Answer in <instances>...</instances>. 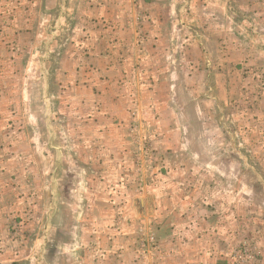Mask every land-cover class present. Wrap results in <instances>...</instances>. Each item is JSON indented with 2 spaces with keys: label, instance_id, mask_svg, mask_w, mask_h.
<instances>
[{
  "label": "rangeland",
  "instance_id": "1",
  "mask_svg": "<svg viewBox=\"0 0 264 264\" xmlns=\"http://www.w3.org/2000/svg\"><path fill=\"white\" fill-rule=\"evenodd\" d=\"M41 9L40 0H0V168L7 157L26 154L31 164L30 176L18 187L24 193L16 195L13 205L21 209L11 214L10 230L32 258L13 264H165L173 251L161 242L156 211L164 207L159 199L171 192L165 185L172 177L179 180L176 197L193 202L191 189L198 183L206 188L196 204L207 215L205 233L214 240L217 264H259L257 240L264 238V0H58L56 9L47 10L52 14L45 43L33 46L36 36L23 32L37 25L35 14ZM216 13L221 18L211 21ZM122 23L137 29L143 64L121 73L108 66L105 56L82 59L84 51L72 49L71 43L86 38L77 32L86 29L95 47L113 54L114 34L106 30ZM165 23L176 29L167 51L170 41L150 33ZM183 26L188 28L181 33ZM153 68L161 81L149 106L168 111L155 115L159 125L147 130L139 107L151 98L143 93L152 89L148 75ZM87 75L96 104L115 100L129 108L120 122H129L128 137L136 147L130 159L135 162L122 160L129 175L111 184L100 177L101 148L69 131L66 98L84 93L77 79ZM11 88L19 98L9 96ZM115 118L104 119L120 123ZM15 137L22 143L12 148L9 140ZM183 170L196 172L195 177L201 172V179L181 181ZM3 194L10 192L6 188ZM100 204L112 206V228L93 225L92 220L103 217L95 209ZM246 215L251 220H244ZM236 220L240 224L233 227ZM106 234L108 241L101 242ZM114 236L127 240L115 243Z\"/></svg>",
  "mask_w": 264,
  "mask_h": 264
},
{
  "label": "crops",
  "instance_id": "2",
  "mask_svg": "<svg viewBox=\"0 0 264 264\" xmlns=\"http://www.w3.org/2000/svg\"><path fill=\"white\" fill-rule=\"evenodd\" d=\"M40 1L42 4V9L39 10L37 14H35V18L36 20H38L37 25L27 28L25 27L27 30L25 29V31L23 32V34L27 33L28 36H36V39L32 44L33 46L35 44L45 43V39L48 36L47 17L51 16L52 14L50 12L48 13L47 10L56 9V6L58 4V0ZM220 18L221 16L216 13L213 17H211V21H216ZM202 19L204 20L205 18L201 16V20ZM165 24L167 25H165L164 27H159L157 25V27L154 26L150 30V33L152 37L161 35L162 37H165V39L170 41L169 44L165 46V50L167 51L170 46L173 45V38L175 36L176 29L174 25H171L170 23ZM187 28L188 27L183 26L180 32L183 33V31ZM106 31L114 34L111 37V51L113 52V54L105 53V51H107V48L105 49L103 46L95 47V44L92 43L93 40L90 41L88 39L89 31L86 29H81L77 32V34H84L86 38L83 39L81 43H78L77 40L74 43H71L72 49L76 50L77 48H79L77 51L83 50L84 54L82 56V59L86 54L101 55L103 58L105 56V60L108 61V66L110 65L112 67H118L121 73L129 71L134 65L136 66L139 64H143V59L141 60V62L139 61L141 56L138 55L140 52V46L137 44V29L133 28L132 26H126L125 23H122V25L114 26ZM55 33L57 32H54V34ZM101 36H103L101 39V43L105 44L104 34H101ZM127 38L133 43L127 44L125 42ZM108 46L110 45L107 44V47ZM130 51L131 53H129ZM73 61H75V59ZM189 63L190 62H188V64ZM85 64L87 66V69H90V66L87 63ZM73 65L77 64L74 62ZM129 65L131 66L127 69V66ZM163 65L164 64L160 66V64H158L157 67H162ZM149 73V81L151 80V78H153V83H151L149 86L152 87V89L150 88V90H147L145 93H143V97L150 96L151 98L146 101V106L139 107V116L142 121V126L147 127V130H153L157 125H159L158 123H154L153 121L155 120L157 114H159L161 111H168V109L165 108L163 110H160V108H157V106H149V100L157 97L158 81H161V78H159L158 76L159 73L157 71V68L151 69ZM89 75L86 76L87 78H83V81L80 78L77 79V81L81 82V85H79V89L84 93L79 94V92H76V94H74L72 92L73 94H71L70 97L66 98V100H68L67 106H70L69 108H67L68 114L66 115V117H69V119L71 120L69 130L71 133L73 131L75 132V134H81L84 136L85 140L91 141V144L93 141H95V143L101 148V151H99L100 154L98 156L99 160H97L98 164H103L100 166V177L101 180H103V183L111 184L117 182L121 176H124V174L126 176L129 175V169H127L126 166L124 168L122 167V160L128 161L130 163L135 162V157L133 158L134 162L130 159L132 157V154H135L136 147L131 144L128 137L129 122H120V120H124L123 118H121L122 115L126 117V115L130 114L128 112L129 108L127 109L125 106H122L119 101L115 100H112L111 103L101 102L99 103L101 104V106H99L98 103L96 104V98L93 94V86L91 85L93 80L88 79ZM83 83L87 84L83 85ZM138 83L140 84L139 79ZM71 85L73 86L72 82ZM7 92L10 93L9 96L12 98H19V96L15 95V89L11 88L10 91ZM21 99H25V96L22 95ZM60 103L62 104V99H60ZM23 105H25L24 102ZM60 114H62V112H60ZM78 114H80V116ZM95 114L97 115L95 118H93ZM98 115L100 116L97 117ZM105 116H116L115 120H119L120 123L114 122L115 124H107V121L104 119ZM72 119H75L73 123ZM20 141L21 138L15 137L14 140L12 138L11 140H9V145L12 148L18 147L22 143ZM107 152L110 153V155H107ZM121 152H123V154H121ZM6 161L7 163L5 164V166L0 168V264H13L14 262H20L23 260H27L28 258L30 260V258H32V253H30L28 249L24 250L22 248V243L19 242L20 239L19 241L15 240L10 230L11 214L16 212V215H18L17 211L21 209V207H16L13 205V203H15L16 201V195L17 198H19V196L24 193L18 187L20 184L25 183V180L30 176L31 164H29L30 158L27 154L26 156L22 155L15 158L13 156L7 157L5 159V162ZM13 165L15 166V168H12ZM141 173L142 171H139V174ZM195 173L196 172L191 173L190 171L186 172L185 170H183L179 178L181 181H184V179L186 180L187 177L188 180H190V177L192 179L195 178L194 180H196V178L200 180L201 172L197 173L199 174L198 177H195ZM174 179L176 178L172 177L171 180L165 185L169 189H171V192L175 190V185L179 182V180L175 182ZM22 181L23 183H21ZM195 182L193 185H195ZM154 184L156 185L157 183ZM199 185L200 184L198 183L196 186H194V188L191 187L193 188L191 189L193 192L191 193V195L194 196V198L192 199L193 202L189 201L188 197H176L175 193H171L169 192V190L167 191L166 196L161 195L164 198L159 199L160 202L158 201V204H164V207H160L159 210L156 211L159 213V215L157 216L159 220L156 219V222L158 223L157 232L161 238L162 244H164V247H166L168 251H173L171 254H168L169 257L164 258L166 260L164 262L165 264H217L218 254L216 253L217 248L214 245V240H210L208 238L209 236H207L205 233L204 222L207 215L204 213V211H200L197 208L196 204V202L199 200V197L207 192L204 186ZM15 187L17 189H15ZM151 187L153 186H149L150 189ZM6 188L10 192V194L8 195L3 194V190ZM157 188L160 187H154L153 189L156 190ZM187 201H189V203H187ZM185 205L188 208L187 212L186 210L183 211ZM195 208L196 211L194 210ZM95 209L97 210V212H103L101 213V216L104 217V219L103 217H101L100 219L95 218L94 220H92L95 227H101L102 230H104L105 227L109 229L110 227L112 228L115 225L114 223H111V217L114 213L112 206H109L107 204H100V206H97ZM244 210L246 211L248 210V208L244 207ZM239 218L240 217H238V219ZM244 220L249 221L251 220V218H248V216L246 215ZM240 221L241 220H236L233 223V227L237 226L238 223L240 224ZM90 222L91 221L89 220V223ZM91 225L92 224H90V226ZM122 227H124V225H122ZM94 237H96V235H94ZM100 238L101 242L106 243L109 239V235H102L100 236ZM114 240L113 242L119 243L120 241L126 242L127 239L125 238V236H114ZM257 243L260 245L262 250V254L259 258V264H264V238L261 239V241L257 240ZM20 255H25L27 257L22 259L20 258Z\"/></svg>",
  "mask_w": 264,
  "mask_h": 264
}]
</instances>
